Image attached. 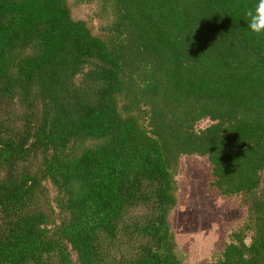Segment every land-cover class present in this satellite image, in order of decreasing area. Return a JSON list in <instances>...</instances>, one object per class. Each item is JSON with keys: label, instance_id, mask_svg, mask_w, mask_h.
Returning a JSON list of instances; mask_svg holds the SVG:
<instances>
[{"label": "trees", "instance_id": "trees-1", "mask_svg": "<svg viewBox=\"0 0 264 264\" xmlns=\"http://www.w3.org/2000/svg\"><path fill=\"white\" fill-rule=\"evenodd\" d=\"M256 3L0 0V264H183L168 215L184 156L242 211L212 264H264Z\"/></svg>", "mask_w": 264, "mask_h": 264}, {"label": "rangeland", "instance_id": "rangeland-1", "mask_svg": "<svg viewBox=\"0 0 264 264\" xmlns=\"http://www.w3.org/2000/svg\"><path fill=\"white\" fill-rule=\"evenodd\" d=\"M74 19L88 21L94 12L93 4L72 5ZM96 27L95 20H91ZM209 166L203 158L181 157L175 175L176 204L168 215L174 241V251L183 264H212L227 235L242 218L235 198L220 197L213 187Z\"/></svg>", "mask_w": 264, "mask_h": 264}, {"label": "clouds", "instance_id": "clouds-1", "mask_svg": "<svg viewBox=\"0 0 264 264\" xmlns=\"http://www.w3.org/2000/svg\"><path fill=\"white\" fill-rule=\"evenodd\" d=\"M245 15L247 17L246 33L252 37L264 35V0H257L255 6L249 8ZM216 123L217 121L211 116H204L194 123L193 131L196 135H200L202 132L213 127Z\"/></svg>", "mask_w": 264, "mask_h": 264}]
</instances>
